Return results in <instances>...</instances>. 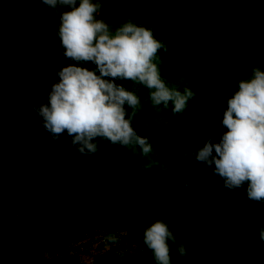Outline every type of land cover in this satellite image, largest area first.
Masks as SVG:
<instances>
[{"label": "trees", "instance_id": "16d2710c", "mask_svg": "<svg viewBox=\"0 0 264 264\" xmlns=\"http://www.w3.org/2000/svg\"><path fill=\"white\" fill-rule=\"evenodd\" d=\"M260 2L261 0L143 1L129 6L126 13L137 23L150 27L155 37L166 45L167 51L161 50L159 53L162 61L161 73L169 82H177L178 88L183 90L184 87L192 89L193 76L196 73L199 80L207 77L204 84L208 86L226 66L233 64L248 66L260 62L254 60L250 54L262 34V30L257 25ZM196 3L198 7L194 9ZM253 5L254 8L247 13L246 9ZM201 6L215 12L204 16L206 24L204 30L208 32L206 34L193 29V18L197 12L201 11L199 9ZM216 33L220 36L217 43L219 51L211 66L205 65L206 58L198 53L209 52L211 45L214 44ZM94 67L93 65L92 68ZM179 70L181 73L185 72L187 86L180 82L182 76L177 74ZM187 70L191 73L187 74ZM117 83L124 84L140 96L142 102L140 113L148 115L151 107L148 94H143L139 86L132 82L118 81ZM194 92L195 97L189 102L183 114L172 115L169 119L168 124H173L174 133L168 132L161 140L164 150L161 149V144L160 149L156 148L158 156L163 159L166 156L167 145L174 146L181 136L176 131L196 109L205 88L201 86ZM149 118H152L151 114ZM181 137L193 144L202 145L205 142V137L196 135L191 130L185 131ZM39 140L50 150L51 158L41 174L37 175L28 187L32 201L29 209L26 207L28 211L25 215L17 220H6L0 223V264H16V258L18 263L23 261L26 264H80L79 259L71 255L68 249L74 241L81 240L85 233L107 229L119 236L125 231L130 243L137 244L134 234L147 218L154 215L169 222L170 226L186 239L187 255L181 256L179 253L171 252V259L177 264H233L235 259L238 260L230 253L221 252L218 255L217 251L214 252L197 239V234L206 231L213 232L215 235L226 232L235 234L238 230H244L240 223L242 218L240 204L241 197L246 194V186L235 192L226 190L217 193L212 190L213 182L208 180L197 164L190 166L184 162L180 164L173 156L169 158L175 170L172 177L159 171L161 161H158L155 170L145 168L139 175L127 174L124 166L117 172H113L110 167L104 176L100 168L86 174L83 168L96 159L102 160V163L106 162V154L77 156L70 150L71 140L67 133L62 136L61 142L50 147L53 142L43 127H41ZM100 145L109 152L111 147H114V151L116 150L113 156L108 154L111 158L110 165L121 161L127 152L126 148L108 142L101 141ZM160 151H163V154H160ZM75 168L78 169V173ZM121 174L125 176L124 179L118 177ZM82 176L95 182L91 183L92 185H84L81 183ZM182 179L188 180L191 187H182L180 182ZM78 181L82 184L81 186L77 184ZM156 182L158 188H151L150 186ZM160 189H170L173 192L169 199V201L172 199L171 204L162 201L160 191L156 192ZM51 196L65 198L71 203L63 206L66 208L64 212L49 214L45 205L48 204L46 197ZM195 212L202 221L197 231L194 230L196 217L192 214ZM247 227L245 228L249 231L247 242H262L258 232L255 231L257 228L250 224ZM24 229H26L25 236L22 235ZM262 243L263 252L258 264H264V242ZM138 249L139 255L132 256L136 262L128 260L127 264H155L144 244L138 245ZM22 252L27 255L21 256ZM59 252H62L60 258L48 256V254L54 255ZM117 253H119L118 247H112L98 257L96 264H119Z\"/></svg>", "mask_w": 264, "mask_h": 264}, {"label": "clouds", "instance_id": "9594fccd", "mask_svg": "<svg viewBox=\"0 0 264 264\" xmlns=\"http://www.w3.org/2000/svg\"><path fill=\"white\" fill-rule=\"evenodd\" d=\"M40 2L57 14L55 36L63 57L71 62L56 72L58 80L44 98L46 103L33 104L53 142L50 147L67 133L70 150L77 156L97 154L104 141L126 148L134 156L149 158L153 152L151 139L141 137L133 126L142 110L140 96L117 82L146 88L151 107L171 108L173 115H182L195 92L189 87L180 90L162 75L159 53L167 51L166 45L150 27L132 18L118 26L107 23L100 18L101 0ZM89 62L95 67L83 66ZM226 102L221 121L226 131L218 142L214 136H207L191 156L212 168L225 189L235 192L246 186L249 202L264 204V68L250 66V75L238 81ZM157 165L149 159L144 167ZM180 182L184 188L191 187L186 179ZM255 231L264 242V226ZM103 240L106 247L120 243V237L107 229ZM143 244L155 264H172L173 246L181 256L186 255V245L164 219H155L144 228ZM117 257L119 264L131 259L123 253H117Z\"/></svg>", "mask_w": 264, "mask_h": 264}, {"label": "rangeland", "instance_id": "374dc122", "mask_svg": "<svg viewBox=\"0 0 264 264\" xmlns=\"http://www.w3.org/2000/svg\"><path fill=\"white\" fill-rule=\"evenodd\" d=\"M143 1L156 0H101L103 8L100 18L105 19L110 25L118 26L121 21L129 18L126 13L128 7ZM260 3L259 22L257 25L262 30V34L250 53L254 60L260 62L248 66L233 64L226 66V68L223 67L224 69L222 68L223 70L218 77L208 86L204 84L207 77L199 80L197 78L198 74H194L192 90L194 91L203 86L205 92L202 93L196 109L188 117L187 121L180 125L176 133L182 136L185 131L191 130L194 134L205 138L212 135L218 142L220 135L226 131L221 124L223 113L227 108L226 99L237 89L238 81L250 75V66L264 68V0H261ZM197 7V3L194 4L193 8ZM252 8H254V5L246 9L247 13ZM199 9L201 11L197 12L193 18V29L206 34L208 32L204 30L206 26L204 16L207 13L214 14L215 12H211L209 8L204 6L199 7ZM58 22L57 14L55 12L51 13L40 0H0V223L6 220H17L20 216L25 215L32 201L28 187L34 178L41 174L51 158L50 150L44 147L39 140L42 121L36 116L33 104L46 103L44 98L51 90L52 84L58 80L56 72L61 67L71 63L63 57L59 40L55 36V28ZM219 39V33H216L214 35V44L211 45L209 52L200 51L198 53L206 58L204 61L205 65L211 66L214 57H216L215 55L219 51L217 44ZM83 66L89 69L93 67L90 62ZM190 73L191 71L187 70V74ZM177 74L182 76L180 77V82L187 86L188 82H186L185 72L181 73L179 70ZM173 84L176 85L177 82ZM138 86L143 94H148L146 88ZM34 97H39L40 99L34 100ZM160 110L150 107L148 115H142L139 112L134 119L133 126L137 133L141 137L151 139L153 152L149 158L134 156L127 150L121 161L110 165L109 160L111 158L108 154L113 156L116 154V150L114 151V147H109L110 153L100 145V150L95 155L106 154V162L102 163V160L96 159L93 163L83 168L85 173L90 174L95 172L96 168H100L104 176L108 168L112 167V171L117 172L119 169H123L124 166L127 174L139 175L140 172H144V165L151 159L157 162L161 161L159 169L162 171L161 173L172 177L175 170L172 168L169 158L173 156L178 159L180 164L183 162L189 166L197 164L208 180L213 182V191L220 193L228 190L223 187V182L212 174V168L196 162L192 158L191 153L196 151L201 145L193 144L179 136L174 146L167 145L164 159L158 156L156 148L160 149L161 144V149H163L161 140L164 139L165 134L168 132L174 133L173 124H168L169 119L173 115L171 109L161 108ZM149 114L152 115V118H149ZM186 153L188 155L185 157ZM160 154H163V151H160ZM180 164L177 166V170ZM155 169L156 167L154 166L149 170ZM75 170L78 173V169L75 168ZM150 173L153 174V172ZM118 177L121 179L125 178L123 174ZM82 178L81 183L84 185H92L91 183L95 182L85 179L83 176ZM161 178L163 179L162 176ZM81 183L80 181L77 182L80 186L82 185ZM97 186H99L98 183ZM150 187L158 188L157 182ZM157 191H160V198L163 202L171 204L172 199L171 201L169 199L173 192L170 189ZM46 201H48V204L45 205V208L49 214L57 213L58 211L60 213L64 212L66 208L63 206L71 203L67 199L58 196L46 197ZM240 207L242 213L240 223L244 230H238L235 234L226 232L223 234L217 233L216 235L213 232L206 231L198 233L197 239L201 240L204 245L211 248L214 252L217 251L218 255L221 252L234 255L238 260L235 259L233 264H258L259 257L263 252V243L260 241L248 243L249 236L247 234L249 231L245 228L248 224L256 228L264 226V204L250 203L245 194L241 197ZM20 211L22 212L20 213ZM192 214L196 217L194 222L196 228L194 230L197 231L202 221L199 219L197 212ZM204 217L207 220L206 215ZM158 218L162 219L158 215L146 219L140 229L134 234L138 241L137 244L130 243L127 238V232L124 231L119 235V244L106 247L103 240L105 231L98 229L94 232L85 233L81 240L71 244L68 251L77 256L80 264H96L98 257L105 254L112 247H118L119 253H123L126 256L130 255V260L136 262L132 256L133 254H139L138 245L143 244V230L149 223ZM172 230L178 240L186 245L187 255L188 245L185 237L173 228ZM22 235H26V229H24ZM172 251L178 253L175 246H173ZM26 255L27 253H23L21 256ZM48 256L50 258H60L62 252L54 255L48 254ZM15 261L16 264H26L23 261L18 263L17 258ZM172 264L177 263L172 260Z\"/></svg>", "mask_w": 264, "mask_h": 264}, {"label": "built area", "instance_id": "2783aa9c", "mask_svg": "<svg viewBox=\"0 0 264 264\" xmlns=\"http://www.w3.org/2000/svg\"><path fill=\"white\" fill-rule=\"evenodd\" d=\"M120 234H122V232H121ZM120 234H119V235H120ZM74 242H77V241H74ZM74 242H73V243H74ZM70 246H71V245H70ZM70 254L73 255V256H76V255H74L73 253H70ZM138 255H139V254H136V255L133 254V256H138ZM76 257H77V256H76ZM82 263H83V261H82Z\"/></svg>", "mask_w": 264, "mask_h": 264}, {"label": "crops", "instance_id": "0c3cea01", "mask_svg": "<svg viewBox=\"0 0 264 264\" xmlns=\"http://www.w3.org/2000/svg\"><path fill=\"white\" fill-rule=\"evenodd\" d=\"M160 172H161V170H160Z\"/></svg>", "mask_w": 264, "mask_h": 264}]
</instances>
